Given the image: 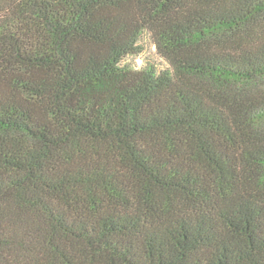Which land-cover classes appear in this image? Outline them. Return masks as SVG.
I'll list each match as a JSON object with an SVG mask.
<instances>
[{"label": "trees", "instance_id": "trees-1", "mask_svg": "<svg viewBox=\"0 0 264 264\" xmlns=\"http://www.w3.org/2000/svg\"><path fill=\"white\" fill-rule=\"evenodd\" d=\"M0 264H264V0H0Z\"/></svg>", "mask_w": 264, "mask_h": 264}, {"label": "rangeland", "instance_id": "rangeland-1", "mask_svg": "<svg viewBox=\"0 0 264 264\" xmlns=\"http://www.w3.org/2000/svg\"><path fill=\"white\" fill-rule=\"evenodd\" d=\"M146 43V52L137 59L138 64H141V66L148 62H154L156 63L159 68L163 69L167 67L168 65L166 62H164L161 58H159L157 55V52L153 46H151V42L148 37L145 39Z\"/></svg>", "mask_w": 264, "mask_h": 264}]
</instances>
